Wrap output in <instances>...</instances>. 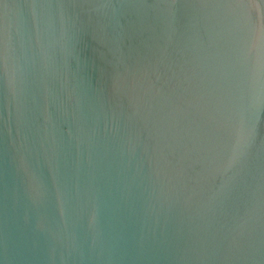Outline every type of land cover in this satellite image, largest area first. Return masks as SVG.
<instances>
[{
	"label": "water",
	"instance_id": "obj_1",
	"mask_svg": "<svg viewBox=\"0 0 264 264\" xmlns=\"http://www.w3.org/2000/svg\"><path fill=\"white\" fill-rule=\"evenodd\" d=\"M0 264H264V0H0Z\"/></svg>",
	"mask_w": 264,
	"mask_h": 264
}]
</instances>
